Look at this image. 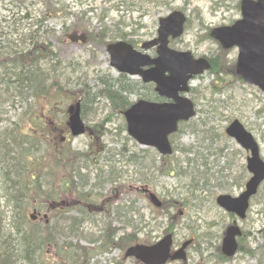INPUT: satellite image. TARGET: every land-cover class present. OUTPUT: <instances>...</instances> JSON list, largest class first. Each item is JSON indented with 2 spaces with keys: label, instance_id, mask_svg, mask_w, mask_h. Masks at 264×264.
I'll return each instance as SVG.
<instances>
[{
  "label": "rangeland",
  "instance_id": "1",
  "mask_svg": "<svg viewBox=\"0 0 264 264\" xmlns=\"http://www.w3.org/2000/svg\"><path fill=\"white\" fill-rule=\"evenodd\" d=\"M238 2L239 0H28L25 6L30 13L27 22H31L30 18L33 16L43 17L46 15L47 18L43 20L40 29L44 30V33H42L44 40L52 46L53 52L63 62L61 66L64 76L69 80H78L76 76L79 75V80H85L87 86L94 87L92 91L95 93L101 90L99 81H96L98 77L104 78V80L119 77L117 72L109 66V55L105 47L110 42L108 40L119 41V33L126 39L136 40L137 42L149 40L153 35H156L160 18L175 10H182L189 18V26L186 28L184 40L201 45L200 52L210 51L211 54H215L219 49L207 36V30L225 23L232 16L237 18L239 13L236 10ZM26 9L23 11L21 9V12L16 13L19 10L17 1L0 0V21L5 23L2 18H12L13 13H16L14 16L19 20L22 15L26 14ZM64 25L71 30L67 33L63 32ZM26 26L27 24L24 26L22 22L19 23L21 30L22 27L25 28ZM72 26H75L76 33H85L88 39L87 43H72L66 39L67 34H72ZM198 38L201 43L198 42ZM12 39L16 40L15 38ZM218 54L216 60L221 62L215 64V69L205 73L200 78L201 87L198 90L195 118L184 125L180 133L174 135L171 139L176 147L174 156L164 162L156 163L159 170L152 173L153 176L150 177L149 183L135 182L133 177L124 180L126 186L121 187L122 194L116 199L118 207L125 202L133 203V208L137 211V217L134 216V227L138 226L142 229L148 227L150 229L145 232V234H148L145 242H149L150 238L151 240L152 238L158 240L171 226H174L175 246L178 247L182 241L187 239L194 240V247L190 248L187 261L170 264H259L256 257L244 253H237L232 260L222 263L218 255L219 244L217 246L209 245L207 250H203L205 246L203 231L205 228L209 230L210 228L221 227L223 228L221 233L223 235L225 227L230 222V218L216 206L215 197L221 193L237 195L242 189L238 184L244 186L245 181L249 178L248 173L246 171L242 172L241 167L242 165L245 166L247 154L233 140L223 137V127L233 119H239L251 129L260 145L261 156L264 159V93L256 87L235 80L232 77V67L237 56L235 50ZM68 62H75L74 65L79 64V71L86 76L72 71V68H66ZM1 63H4L3 65L8 64L3 51H0V65ZM57 81L59 80L55 82ZM60 81L65 82V80ZM62 85L66 89L60 95L57 96L55 88L54 98L43 100L44 102H42V99H34L36 105L34 112L22 123V128L32 124V118L41 116L43 112L47 114L48 111H51L49 118L53 122L49 126L48 132H51L53 136L60 135L62 137L61 141H64L66 137V149L71 148L86 153L85 156L93 160L101 158L104 150H109L112 158L115 154H120L122 151L127 152L129 149L134 157L136 156L134 151L141 152L142 147L134 141L125 140L127 133L122 130L124 128L123 120L120 118L118 111L110 106L109 101L101 97H97L95 101L90 100L85 103V110L84 106L82 108V112L84 110V120L92 134L88 132L75 139L71 138L65 125L66 109L70 104L82 98L84 86L77 88L72 83L69 87H67L68 84ZM47 103L49 107L52 106L51 110H46ZM19 113L21 114L19 119H21L23 117L22 111L10 108V103L0 108V133L4 129L10 128L12 122L18 119L17 115ZM46 119L43 121L46 122ZM50 119H47V122ZM100 122L106 123L102 127H97L96 125ZM105 128L108 129L109 133L101 138H95V135L100 134ZM115 130H120V135ZM55 139H57V143H60L58 136ZM61 144L63 143L61 142ZM48 146L52 151V144ZM148 153L147 158L152 161L153 152L149 151ZM226 155L232 162L233 170L231 174L227 175L226 179L219 178V174L225 175L224 172L219 170L226 167ZM189 158L192 161L188 163L189 167L187 169L192 171L201 170L199 166L205 161L206 169L209 168L207 174L210 176L209 178H213L210 180L212 181L211 185L203 187L199 183V188H192L189 183L191 179L189 176L165 175L170 168H176L178 171L181 162ZM48 159L49 157L46 155H40L36 159L34 165L38 168L39 174L42 173L43 169L50 167L51 162L49 163ZM99 167H103V164ZM81 174L85 175L83 172ZM136 176L138 177L137 174ZM48 178L53 186L49 190L43 187L42 190H45L47 194L51 193V190L53 192L59 191L55 173L50 174ZM232 178H237L238 181H233ZM130 182L133 184V191H129ZM96 185L100 186L98 181H96ZM102 186L103 184L99 188ZM87 188L86 196L89 197L92 194V187ZM69 189H74L72 184ZM109 189L110 187L107 185L102 190L103 196H96L92 203L86 202L87 204L84 203L83 205L85 208L88 206L91 212L97 208H99L97 211L102 210L100 217L93 214L95 222L97 220L101 222V227L112 225V227L117 228L116 230L125 228L122 221H115L113 212L110 213L109 211L111 202L118 195V193L115 196L110 195ZM142 190L156 194L162 204H165L166 210L157 211L149 203L148 196L142 194ZM59 193V200H56V203L62 202L64 205H73L78 199L75 189L73 192L68 190L67 192L59 191ZM195 193H197V197ZM104 201L109 204L108 208L102 205ZM188 204L199 211L200 217L197 216L196 211L188 208ZM35 205V208L30 206L27 212V216H29L34 209L37 210L38 215L34 222L46 225V223L53 221L54 215L58 214H51V206H55L53 202L36 201ZM104 210H107V212H104ZM0 211L5 212L6 208L2 207ZM97 211H94V213ZM63 212L69 213L73 217L79 216L77 209H65L60 213ZM44 215L46 216L44 217ZM48 217L49 222H47ZM197 224L201 226L202 230H196L198 228ZM237 225L244 232L243 248H250L254 252L264 251V184L258 195L251 201L247 218L244 221H238ZM90 226L86 225L88 231L93 230ZM151 228H154V230H151ZM194 229L196 231H193ZM133 230L125 228L127 233ZM97 233L99 234V231ZM149 233H152V235ZM120 239L117 235L115 242L121 250L112 247V252L105 253L102 257H95L94 262L100 261L103 264L106 260L123 261L122 257L126 244L124 245ZM44 241L47 242L48 240L44 237ZM77 241V239L71 237L60 238L58 246H73ZM79 243L82 246L91 247L84 240ZM54 248V246L48 244L47 251L52 254ZM72 255H75V253H72ZM123 262L124 264H136L131 260ZM261 264H264V258Z\"/></svg>",
  "mask_w": 264,
  "mask_h": 264
},
{
  "label": "trees",
  "instance_id": "2",
  "mask_svg": "<svg viewBox=\"0 0 264 264\" xmlns=\"http://www.w3.org/2000/svg\"><path fill=\"white\" fill-rule=\"evenodd\" d=\"M12 1L18 2L19 10L16 13L21 12V9L22 11L26 9L25 5L28 0ZM16 13H13L12 18H2L6 24L0 21V51L5 53L8 60L7 65H3L4 63L0 65V72H2L0 73V108L10 103V108H15L16 111L20 109L23 116L19 119L21 117L19 113L17 115L18 123L15 120L9 126L10 128L4 129L0 133V208H6L5 212L0 211V264H101L99 261L92 262V260L100 254L112 252V247L121 250L115 242L117 235L121 238L120 241H123L124 245L126 244L125 249L139 240H146L148 234H145V232L150 229L148 227L144 229L138 226L134 227V216L137 217V211L134 210L133 203L125 202L118 207L115 199L122 194L121 187L126 186L124 180H127V178L134 177L135 182L141 184L149 183L154 168L146 161L148 151L141 150L143 157L139 155L134 159L130 149L127 152L122 151L120 154H115L114 158L110 156L109 150H104L101 158L93 160L92 158L88 159L85 156L86 153L71 148L66 149V144L61 141L62 137L60 135H57L60 141V143H57V139H55L57 136H53L51 132H48L49 126L53 122L49 118L51 111H48L51 110L52 106L49 107L48 103L46 106L47 114L43 112L41 116L31 119L33 126L30 124L22 128V123L33 114L36 107L34 99H42V102H44L43 100L54 98L55 88L58 96L66 89L62 84H68L67 87H69L71 83L74 86L76 85L77 88L84 86L82 98L78 99L82 102V108L90 100L95 101L97 97H101L109 101L110 106L118 111L120 118L123 120L122 113L131 105L128 91L133 87V84L123 81L122 85L119 86L116 80H96L99 81L101 90L94 93L92 91L94 87L87 86L85 80H79V75L76 76L78 80H69L62 72L61 65L63 62L53 52L52 46L44 40L42 34L44 30L40 29L43 20L47 18L46 15L43 17L33 16L30 18L31 22H27L30 17L27 9L26 14L22 15L19 20L14 16ZM21 22L24 26L27 24L25 28L22 27V30L19 28ZM62 30L67 33L71 29L64 25ZM72 30H76L75 26H72ZM66 68H72V71L86 76L79 71V64L74 65L73 62H68ZM56 80L59 81L55 82ZM60 80H65V82L62 83ZM84 110L82 112L83 119ZM46 118L50 121L47 122ZM65 118L67 123V116ZM44 119H46V122L43 121ZM104 123L100 122L96 126L102 127ZM123 127L122 130L125 131L124 121ZM115 131L120 135V130ZM107 133L109 131L105 128L100 134L95 135V138H101ZM125 140H129V138L126 137ZM49 144H52V151L49 149ZM40 155L49 157L48 162H51V165L39 174L34 163ZM116 157L117 159H115ZM164 159L162 158V160ZM188 161L191 162L190 159ZM204 163L205 161L201 165H205ZM102 164L103 167H99ZM231 164L232 162L227 159L226 167L219 170L224 172L225 175L219 174V178L226 179L227 175L232 173L233 166ZM241 167L242 172H245V167ZM156 169L159 168L156 166ZM82 172L85 175H82ZM206 172L199 175L188 173L186 176L191 178L190 186L196 188L200 181L205 183L204 186L209 185L210 183H206L213 178H209L210 176ZM53 173H55L58 181L57 187L60 192H67L68 190L73 192L75 189L78 199L71 208L77 209L79 216L73 217L63 212L54 216L49 225L31 222L27 212L30 206L35 208L36 201L55 202L59 200V191L53 192L51 190V193L47 194L45 190H42L43 187L49 190L53 186L48 178ZM232 179L238 181L237 178ZM96 181L100 186L101 184L103 186L99 188L100 186L96 185ZM91 182L92 184H90ZM71 184L74 189H69ZM107 185L111 186L110 195L115 196V192L118 193V197H115L111 202L109 211L110 213L113 212L115 221H122L125 228L130 227L132 230L134 228L131 233H126L125 228L116 230L117 228L112 227V225L101 227V222L99 220L95 222L93 215L100 217L101 210L97 211L99 210L97 208L94 210L97 212L94 213V211L89 210L88 206L84 207L83 204L86 202L92 203L94 197L103 196L102 190ZM89 186L92 187V194L87 197V187ZM195 196H197V193H195ZM102 205L109 207L106 201ZM191 209L196 211L197 216L200 217L198 210ZM165 210V205L162 209H158L159 212ZM104 212H107V210H104ZM228 216L232 217L229 214ZM86 225H91L90 227L93 230L88 231ZM151 230H154V228H151ZM196 230H202V228L198 227ZM220 231L221 227L215 230L205 228L203 231L205 238L204 250H207L206 245L208 243L214 245L219 242ZM44 237L48 240L47 242L44 241ZM67 237L75 238L78 241L73 246H58V240ZM82 240L92 244V247L80 245L79 242ZM241 241L242 238L239 244L240 253L256 257L257 262L261 264L264 251L254 252L250 248L245 249ZM48 244L55 247L52 254L47 251ZM95 246L96 248H94ZM72 253H75V255H72ZM219 256L220 262H226L227 258L220 253ZM108 264L124 263L115 261L114 263L108 262Z\"/></svg>",
  "mask_w": 264,
  "mask_h": 264
},
{
  "label": "water",
  "instance_id": "3",
  "mask_svg": "<svg viewBox=\"0 0 264 264\" xmlns=\"http://www.w3.org/2000/svg\"><path fill=\"white\" fill-rule=\"evenodd\" d=\"M184 22L185 17L180 12H173L159 20V38L142 45V48L149 49L157 43L161 44L156 60L140 56L130 45L123 42L107 47L112 67L122 73L140 75L143 82H154L157 86L156 92L173 101L164 104L138 101L124 113L128 134L140 145L155 147L162 155L171 154L168 136L176 131L178 122L194 116L192 103L180 97L179 93L188 91L187 82L192 76L201 75L210 68L205 59L195 61L189 53H174L166 48L170 35L174 38L182 34ZM211 36L224 49L236 47L239 50L236 74L244 82L264 91V0H242L241 19L232 26L215 28ZM70 39L75 41L73 37ZM81 40L84 41V38ZM147 65L154 67L142 71L141 68ZM166 73L168 75L165 76ZM68 116L71 136L75 138L83 135L85 127L80 117L79 102L69 107ZM226 134L241 148L250 151L246 168L252 176L245 185L246 190L238 197L221 195L217 198V204L226 212L243 219L249 198L257 192L264 180V162L259 157L258 146L253 137L238 121L227 127ZM152 200L155 205H159L154 196ZM239 234L236 227L227 229L222 243L224 255L228 257L234 255L237 248L235 236ZM170 247L171 235H167L154 245H136L128 248L125 257L135 258L142 264H164L168 259L185 258L183 250L170 256Z\"/></svg>",
  "mask_w": 264,
  "mask_h": 264
},
{
  "label": "flooded vegetation",
  "instance_id": "4",
  "mask_svg": "<svg viewBox=\"0 0 264 264\" xmlns=\"http://www.w3.org/2000/svg\"><path fill=\"white\" fill-rule=\"evenodd\" d=\"M239 18H240L239 15L237 18H234V16H232L231 19H228V21H226L225 23L219 24L218 26L232 25ZM188 25H189V18H187L186 23L184 25L185 30H186V27ZM209 34H210V32H209ZM209 34H207V35H209ZM76 37H79V36L76 35ZM156 37H157V30H156V35H153V37L150 40H155ZM126 40L133 46V48L136 51L147 55L151 59H155V60L158 59V54H157L158 45H155V46L151 47L150 49H148L147 51H144L140 48L141 42H137L136 40H130V39H126ZM197 40L199 43H201V40H199V38ZM216 45L219 49L218 52H216V53L218 54V53L223 52L220 45L219 44H216ZM167 49L172 50L174 52H179V53L189 52V53H191V55L193 56L194 59L206 58L209 61V63L211 64V67L213 66V64H219V60L216 63H214V61H215L214 56L211 54L210 51L200 52L201 51V45L196 44L195 42L185 41L183 35L181 37H177V38L168 37ZM232 50H235V49H232ZM236 52H237V50H236ZM151 68H153L152 65H150L144 69H151ZM118 76H119L118 78H111V79L116 80L118 82L119 86L122 85L121 80L125 81L128 79L124 75L121 76L120 74H118ZM131 79L132 80L128 79L129 82L131 84H133V87L130 88L128 91V95H129L131 103H135L139 100H146L147 102L156 103V104L171 103V102H169L171 100L167 99L166 97L160 96L156 92L157 86L154 82L144 83L141 81L142 79L138 78V77L131 78ZM98 80H104V78H99ZM200 87H201L200 77L193 76L188 82L189 91L186 94V96L193 102V104L196 108V111H197V102H198V89ZM132 99H135V100H132ZM181 126H182L181 123H179L176 134L180 133V130L182 129ZM130 188H132V187H130ZM164 205L165 204H162V206H164ZM57 211H61V210L58 209ZM232 222H234L233 218H232ZM189 228H191V227H189ZM212 229L215 230L216 228H210L209 230H212ZM193 231H195V230H193ZM224 235H225V233H224ZM224 235H221L220 240H222ZM204 239H203V241H204ZM187 241H190V243L185 248L186 254H188L191 247L192 248L194 247L193 246L194 240L193 239L184 240L177 247V246H175L174 234H173L172 250L179 248L180 246L185 244ZM239 244H240V239H238V247H239ZM209 245H211V244L208 243V245H206V247H208ZM214 245H216V244H214ZM132 262H135V261H132ZM174 263H177V262L174 261Z\"/></svg>",
  "mask_w": 264,
  "mask_h": 264
}]
</instances>
